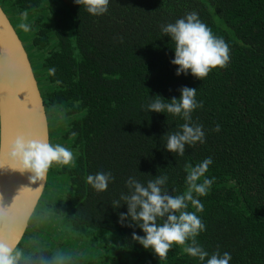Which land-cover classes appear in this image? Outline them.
<instances>
[{
	"label": "trees",
	"instance_id": "obj_1",
	"mask_svg": "<svg viewBox=\"0 0 264 264\" xmlns=\"http://www.w3.org/2000/svg\"><path fill=\"white\" fill-rule=\"evenodd\" d=\"M0 4L28 52L41 59L42 76L36 71L35 78L53 145L76 152L73 165L49 168L43 197L14 253L18 264H206L177 245L159 259L132 239L134 231L144 235L141 229L118 222L127 206L112 204L129 192V177L146 185L167 176L169 194H183L185 165L208 157L213 163L205 175L214 182L198 198L203 210L197 215L206 227L197 242L209 255L230 253L229 264H264V0H109L100 16L74 0ZM193 11L230 48L228 66L203 80L190 72L176 75L170 63L175 43L161 30ZM21 24L29 26L25 35ZM183 87L195 88L203 104L191 122L203 126L205 142L186 145L179 156L166 150L165 135L185 121L146 106L156 95L179 99ZM100 172L114 177L103 192L88 183ZM48 232H60L64 244H50ZM68 242L75 245L68 252L73 263L61 259L60 247L64 253Z\"/></svg>",
	"mask_w": 264,
	"mask_h": 264
},
{
	"label": "clouds",
	"instance_id": "obj_2",
	"mask_svg": "<svg viewBox=\"0 0 264 264\" xmlns=\"http://www.w3.org/2000/svg\"><path fill=\"white\" fill-rule=\"evenodd\" d=\"M83 5L85 10L93 15L100 16L108 12L109 0H74ZM20 27L28 31L27 24ZM164 36L170 37L175 43V56L170 61L177 66L176 75H188L199 80L206 78L213 69H224L230 62V48L222 37L215 36L212 30L204 24L196 12H190L185 17L162 26ZM55 74V69H50ZM196 89L183 87L180 89V98L173 97L170 101L162 96H153L154 99L146 106L149 112L169 113L182 118L185 122L180 130L167 133L165 148L171 153L183 156L186 145L194 146L197 142H205L203 126L193 124L192 113L203 107L196 100ZM167 101V102H165ZM215 131L220 130L217 125ZM75 135V133H73ZM9 157L17 164L15 170L31 172L32 181L43 180L49 168L53 165H73V152L59 144L33 139L24 134H18L12 140L8 149ZM213 163L211 157L192 166L185 165L187 172V190L183 194L173 195L164 187L167 176H156L147 184L129 177L126 186L127 194H122L120 200L113 201V208L127 206L126 212L119 214V223L122 226L138 227L144 233H132V239L141 244L146 250L151 249L159 259H166L173 245L182 246L183 251L198 258L206 264H229L231 255L228 252L221 255L218 251L209 255L197 242L196 237L205 231V225L197 215L203 210L199 197L206 196L214 178L209 179L206 173ZM114 179L110 172H100L88 177V183L97 192L106 191L109 183ZM121 201L124 203L122 204ZM196 211H189V205ZM6 215V209L0 207V217ZM127 222V223H125ZM207 258V259H206ZM19 254H14L13 247L0 241V264H18Z\"/></svg>",
	"mask_w": 264,
	"mask_h": 264
},
{
	"label": "water",
	"instance_id": "obj_3",
	"mask_svg": "<svg viewBox=\"0 0 264 264\" xmlns=\"http://www.w3.org/2000/svg\"><path fill=\"white\" fill-rule=\"evenodd\" d=\"M26 43L0 4V241L13 247L21 244L43 197L48 174L32 181L31 172L13 168L9 145L16 135L51 143L49 119L36 80Z\"/></svg>",
	"mask_w": 264,
	"mask_h": 264
},
{
	"label": "flooded vegetation",
	"instance_id": "obj_4",
	"mask_svg": "<svg viewBox=\"0 0 264 264\" xmlns=\"http://www.w3.org/2000/svg\"><path fill=\"white\" fill-rule=\"evenodd\" d=\"M51 144L53 145V142L51 141ZM55 145H57V144H55ZM73 152V154L75 155L76 154V152L75 151H72ZM60 167H61V165H60ZM45 233V232H44ZM51 236H49L48 235V237L50 238V244H54L55 246H61V245H63L64 244V241H61L58 237V235H60V232H57V234H55L54 232L53 233H50V232H48ZM69 243H71V242H69ZM73 246H75V245H71V247H70V245H67L66 246V251L64 252V253H62V248L60 247V254H62L61 256H62V260H63V262H65V263H67V262H71V263H73V261H74V258H72L71 256H68L69 254H68V252L72 249V247ZM111 250H113V249H111ZM74 256H76V257H80V259L83 257V254L82 253H77L76 251L74 252ZM67 260V261H66ZM95 263H98V262H100V260H98V259H95V260H93Z\"/></svg>",
	"mask_w": 264,
	"mask_h": 264
},
{
	"label": "rangeland",
	"instance_id": "obj_5",
	"mask_svg": "<svg viewBox=\"0 0 264 264\" xmlns=\"http://www.w3.org/2000/svg\"><path fill=\"white\" fill-rule=\"evenodd\" d=\"M19 29H22L21 27H19ZM28 31H29V29H28ZM25 30L23 29V35H25ZM25 43L27 44V41H25ZM30 51V50H29ZM29 53V52H28ZM31 55V58L34 60V63H35V72L41 77L42 76V69L40 68L41 67V59H39V57L37 58V57H34V55L33 54H31V53H29V56ZM31 63H32V61H31ZM34 65V64H33ZM32 65V66H33ZM34 68V67H33ZM58 122L60 121V118H57L56 119ZM47 223H50V220L49 219H47V221H46ZM67 245H70V247H71V245H73L72 243H67Z\"/></svg>",
	"mask_w": 264,
	"mask_h": 264
},
{
	"label": "bare ground",
	"instance_id": "obj_6",
	"mask_svg": "<svg viewBox=\"0 0 264 264\" xmlns=\"http://www.w3.org/2000/svg\"><path fill=\"white\" fill-rule=\"evenodd\" d=\"M2 6V5H1ZM3 8V7H2ZM4 9V8H3ZM5 11V10H4ZM6 13V12H5ZM7 14V13H6ZM12 22V21H11ZM14 26V25H13ZM15 28V27H14ZM16 29V28H15Z\"/></svg>",
	"mask_w": 264,
	"mask_h": 264
}]
</instances>
